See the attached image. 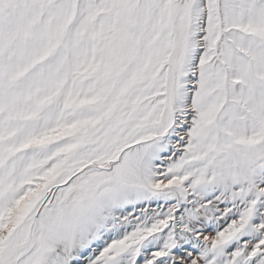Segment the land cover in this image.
<instances>
[{"label":"snow or ice","instance_id":"1","mask_svg":"<svg viewBox=\"0 0 264 264\" xmlns=\"http://www.w3.org/2000/svg\"><path fill=\"white\" fill-rule=\"evenodd\" d=\"M0 264H264V0H0Z\"/></svg>","mask_w":264,"mask_h":264}]
</instances>
